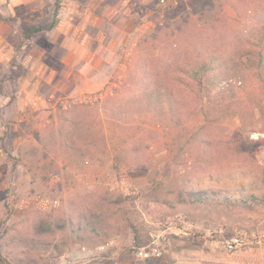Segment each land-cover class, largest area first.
<instances>
[{"label":"rangeland","instance_id":"obj_1","mask_svg":"<svg viewBox=\"0 0 264 264\" xmlns=\"http://www.w3.org/2000/svg\"><path fill=\"white\" fill-rule=\"evenodd\" d=\"M58 1L56 26L27 39L32 28L50 27ZM193 1L0 0V230L4 222L13 229L3 259L264 264L261 113L243 104L211 137L234 134L245 157L198 165L189 146L207 102L184 72L203 62L193 50L199 37L209 55L222 52L236 65L231 77L246 70L250 38L237 25L222 28L255 0L188 18ZM142 76L173 97L175 120L166 110L156 116L138 108ZM184 181L247 200L183 204L177 195ZM234 238L242 244L231 249Z\"/></svg>","mask_w":264,"mask_h":264},{"label":"trees","instance_id":"obj_2","mask_svg":"<svg viewBox=\"0 0 264 264\" xmlns=\"http://www.w3.org/2000/svg\"><path fill=\"white\" fill-rule=\"evenodd\" d=\"M232 1H234L232 3ZM235 0H194L191 2V8L193 13L188 14V18L191 15L200 14L204 17H209L217 14L220 11H224L223 7L225 3L235 4L238 2ZM61 7L60 1L56 4L54 13V21L48 28L41 26L34 27L27 34V39L34 35H37L44 31L52 30L58 19V11ZM239 14L238 20L236 18L228 17L226 19L227 25L222 28L233 29L234 26L241 27L242 32L245 33V37H249L250 49L244 53V57L247 59L245 71L239 73L238 76L231 77L229 75L231 70H236V65L231 64L223 57L222 52H215L211 55L206 51L205 38L199 37L197 41L193 42V50L198 58L203 62L198 65L195 64L192 67L184 70L188 79V83L194 92L199 93L200 98L206 101V106L202 109L205 123L202 128L196 133V139L189 148L191 149L190 157L194 158L195 163L203 167H209L221 162H228L237 157H245L244 153L239 150V142L235 135L226 136L221 139H212V136L218 126L235 111H237L241 105L244 107L258 108L261 113V118L264 122V0H255L253 6L246 8ZM1 18V15H0ZM214 26L216 28L219 20L213 19ZM186 22V20H184ZM218 28V27H217ZM208 35H205V37ZM226 52V51H224ZM223 52V53H224ZM196 57V58H197ZM239 72V71H238ZM148 78L141 79L142 89L139 95L135 94L134 100H139L138 108H146L150 112H155L156 116H163L166 110L169 113V117L172 120L177 118L178 107L175 100L171 95L164 96L158 86L152 82L148 83ZM146 87H145V86ZM157 86V87H156ZM158 92H156V91ZM163 91V90H162ZM160 98L167 100L166 106L160 103ZM220 138V137H218ZM234 138V139H233ZM220 197L224 203H236L246 202V198L233 196L219 195V193H208L205 191H198L188 181H184L181 184L178 192V201L180 203L200 204L206 202L209 197ZM73 220V219H72ZM87 220V216H81L77 219V224L73 222L75 228L81 231V224ZM71 222V221H70ZM7 223H3V228L0 230V264H12L2 257V249L6 246L11 238L8 234L13 229L5 227ZM66 224V223H65ZM91 229L94 226L89 223ZM59 230L66 228V225H58ZM61 228V229H60ZM93 230V229H92ZM2 231V232H1ZM34 231L38 235L45 234L46 231H41L38 227L34 228ZM9 238V239H8ZM7 242L5 243V241ZM13 241V239H12ZM135 246L142 248L143 244L140 241L137 232H135ZM20 264V263H19Z\"/></svg>","mask_w":264,"mask_h":264},{"label":"built area","instance_id":"obj_3","mask_svg":"<svg viewBox=\"0 0 264 264\" xmlns=\"http://www.w3.org/2000/svg\"><path fill=\"white\" fill-rule=\"evenodd\" d=\"M241 244H242L241 239L234 238V239L231 240V243H230L229 247H230L231 249H233V248H237V247L240 246Z\"/></svg>","mask_w":264,"mask_h":264}]
</instances>
